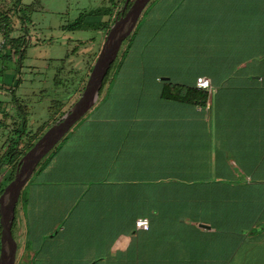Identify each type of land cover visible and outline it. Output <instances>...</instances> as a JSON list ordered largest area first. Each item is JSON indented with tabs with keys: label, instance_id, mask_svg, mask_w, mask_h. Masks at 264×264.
I'll return each mask as SVG.
<instances>
[{
	"label": "crops",
	"instance_id": "crops-1",
	"mask_svg": "<svg viewBox=\"0 0 264 264\" xmlns=\"http://www.w3.org/2000/svg\"><path fill=\"white\" fill-rule=\"evenodd\" d=\"M42 1L0 0L8 41L3 52L19 49L20 59H30V73L37 65L27 46L38 38L27 14L44 9ZM178 4L177 24L164 29L192 37L184 52L186 62L196 64L189 85L206 77L213 92L205 106L147 99L151 117L130 126L122 120L86 122L85 130L90 134L98 126L99 136H83V156L76 161L90 175L122 177L99 187L103 202L45 205L39 200L41 182L53 169L38 174L27 211L22 208L24 226L36 223L39 229L49 213L51 221L63 216L55 219V229L66 218L49 239L47 264H264V0ZM6 96L0 100L4 141L14 134L8 131ZM77 144L71 150H78ZM134 175L155 176L152 189L165 191L164 201L134 202L132 193L123 195V187L133 192ZM224 185L239 191L235 202L214 200ZM139 218L148 220L147 230L136 229Z\"/></svg>",
	"mask_w": 264,
	"mask_h": 264
},
{
	"label": "rangeland",
	"instance_id": "rangeland-1",
	"mask_svg": "<svg viewBox=\"0 0 264 264\" xmlns=\"http://www.w3.org/2000/svg\"><path fill=\"white\" fill-rule=\"evenodd\" d=\"M152 1L153 0H151L146 6L144 12ZM42 2L44 4V9H39L32 14L30 12L27 14V17L35 23V31L38 38L34 45L27 46V55H31L33 61H36L35 64L37 65V70L33 73L29 72V68H27L26 65L30 63V59L29 57L26 58V60H24V58L20 59L21 51H19V49L16 52H13V50H7V53L5 52L6 54L4 52L0 53V92H2L0 93V100L3 99L4 95H7L5 100L13 98L15 106L13 107L12 103L8 106V113L10 116V125L8 127L9 132L15 130V126H17L18 122L17 118L25 116L23 114L21 103L17 104V101L15 100L19 97L20 90L23 87H26L31 91L33 90L36 94L31 95L25 103L31 111L28 118H31L34 121L28 127L30 132L37 131L43 125H47L48 123L50 125L54 123V120H49L47 118V107L51 104V101L56 100L60 91H65V93L71 92L70 97L61 102L62 105L59 108V114L56 115V117H58L57 119H59L80 96L83 89L80 91L79 88L82 86L84 87L88 74L105 39L106 32L101 29L68 31L65 30L64 27L73 23L83 11L91 10L93 13L98 7L109 6L111 0H66L64 5L60 0H43ZM115 2L118 5H121L122 0H115ZM47 6L50 8H47ZM144 12L140 17V23L138 24L142 23L141 18ZM174 13L175 12L172 9L169 10L167 17L171 19L168 22L165 20L160 22L161 25H159L158 28L161 29L159 31L156 29L155 32H151V35L146 32L145 34L137 32L136 35H134L133 32L132 35L123 42L118 56L113 63L114 67L111 69L110 75H112L116 69L115 67L120 60V56L130 43V39L132 40L131 45L133 46L135 39L138 41V44L144 45L140 56L145 59H147V46H151L152 49L155 50L156 55H158L157 60H159L158 64L155 65L157 67L156 70L159 69L163 75L162 77L171 79L172 84L189 85L191 83L190 77L196 70V64L193 62H186L184 52L188 50V45L189 43H193V40L190 35L188 36V34H184V32L180 34L176 30L169 31L164 29L175 23L177 24V22L171 21ZM104 20H108V16L104 17ZM12 33H15V29L14 31L12 30ZM131 51L133 54H130L127 61L129 62L128 66L131 62L132 66L130 65V67L131 70L134 71V47H131ZM22 63L24 65L21 67ZM130 67L128 70H130ZM52 71L53 73H57V78L54 82L50 79ZM127 73L128 78L130 72ZM74 76H77L76 79H78V77L80 78V83L77 87L79 91L78 89L73 91V87L71 86V88L67 89L65 87H58V89L55 88L57 87L56 82L59 78L65 83L70 84ZM130 78L131 76H129V79L126 81L132 86L134 85V81L133 79L130 80ZM44 82H46V84ZM42 89L45 91H42L41 94L39 92ZM23 92L25 93V91H22V97L28 96L25 94L23 95ZM41 95L44 97L42 98ZM100 100H98L96 105L69 131L64 137V141L62 140L59 142L54 149L42 159L30 180L25 185L17 204L16 224L13 229L14 238L17 242L15 264H29L30 258L33 255L31 250L24 247L26 227L23 223L22 212L24 210L27 211V205L23 210L21 207L22 200L27 198L31 188L30 186L35 184L39 177L42 176H37L38 172L42 173L44 170H48L49 166L56 163V157L52 158V156L61 149L63 144L73 136L75 138V136L81 133L82 130L89 133V129L87 128L85 130L84 126L87 121L91 120V118L101 110L102 105L99 106L101 102ZM104 105L105 104H103V106ZM127 114V116L134 117V107L127 111ZM144 114L146 113L144 112ZM5 127L6 126L0 123V180L4 179L8 174V168L3 161L5 160L4 155H1L3 152L1 146L5 145L4 140L6 139V136L2 137V134L7 132V130H4ZM47 128L48 127H46L45 130ZM102 131L106 132L103 128ZM71 160L70 165L73 161H75L73 163H76L77 166L79 165L75 158H71ZM68 169H58L54 174H49L47 178H43L45 181L41 182L42 186L39 192V200L45 202V205L48 204V202H99V194L90 191L91 189L89 190L88 188L89 184L94 183L93 180H88V178L82 176L81 173H77L78 167L73 166V168H71L70 166ZM49 215L50 214L48 213L46 218L50 220L44 224H40L41 228L39 227L38 234L41 235L42 239L39 242L41 243L38 248L39 254L35 256L36 264H47L50 261V241L47 237L50 236L51 231L52 233L55 231V229H53L55 219L63 218V216L61 218L60 215H55L53 216L54 221H51L52 217H49ZM30 225H32V223ZM63 225H65L64 220L57 223V228H62ZM45 237L46 239H44Z\"/></svg>",
	"mask_w": 264,
	"mask_h": 264
},
{
	"label": "trees",
	"instance_id": "trees-1",
	"mask_svg": "<svg viewBox=\"0 0 264 264\" xmlns=\"http://www.w3.org/2000/svg\"><path fill=\"white\" fill-rule=\"evenodd\" d=\"M124 1L125 0H122L121 5H118L115 2V0H111V4L109 6L98 7L94 10L93 13L91 10L87 12H83L75 19L73 23L66 25L64 29L68 31L84 30V29H92V30L101 29L107 33L115 17L119 15L120 10L123 7ZM131 1L132 0H130L128 5L131 3ZM37 2L38 0H36L35 3ZM178 5H179L178 0H153L148 6L147 10H145L141 18L142 23L137 24L133 34L136 35L137 32H139L140 34H145L146 32L147 34L151 35V32H155L156 29L159 31L161 29V28H158L159 25H161L160 22H163L164 20L168 22L171 19L167 17L168 12L171 9L175 12L172 15L171 21L178 22V14H177ZM106 16H108V20H104V17ZM131 43H132V40L130 39V43L127 45V47L122 52L120 56V60L118 61V64L115 67L116 69L114 70L112 75H110L111 73L110 71L114 67L113 65L111 66L107 76L105 77L103 86L100 90V96H99V100L101 99L99 106L102 105V108L94 117L91 118L92 120H95V121L106 120V119L107 120H122L130 126L134 120L147 119L148 117H151L147 109V99H151L154 101H170V102H177V103H189V104L200 105V106L206 105L208 94L206 91L200 90L199 88L196 87L195 85L196 78L194 80V83L191 85L172 84L171 79H169L168 81H162L161 78L163 75L159 71V69L156 70L157 67L155 66L159 62V60H157L158 55H156L155 50H153L151 46L150 47L147 46V52H146L147 59H145L144 57L140 56L141 52L143 51L144 45L138 44V41H136L135 39H134V46L131 45ZM131 47L132 48L134 47V71L131 70V67H130L131 62H130V65L128 66L129 62L127 61V58H129L130 54H133V52L131 51ZM129 67L131 71L128 70ZM127 72H130L129 73L130 75H128V78H127V74H128ZM129 76H131L130 80L133 79L134 81L133 82L134 85L132 86L130 83L126 81L127 79H129ZM76 77L77 76L73 77V80L71 81L70 84L65 83L63 80H61V78H59L56 82L57 87L55 88L58 89V87L59 88L65 87L67 89V88L73 87V91L78 89L77 87H78V84L80 83V78L78 77V79H76ZM79 89L81 91L83 89V86L80 87ZM70 95H71V92L65 93V91L63 92L60 91L56 100L51 101V104L47 107V118L49 120H54L53 122H55V120L58 118L56 117V115L59 114V111H60L59 108L62 105L61 102L69 98ZM103 104L105 105L103 106ZM133 107H134V117L127 116L128 115L127 111H129ZM144 112L146 114H144ZM49 126L50 124L48 123L47 125H43L37 131H34L33 133L31 132L26 133L25 141L10 142V144L8 145V149L5 152L4 159L9 160L11 164V169L9 173L7 174V176L3 179V181L0 180V193L2 192L5 185L13 178L18 161L20 160L21 156L33 145V143L44 132L45 128ZM91 129H93L94 132L90 134L87 132H83V131L77 134L79 138L76 139V142L72 139L74 138L73 136L71 139H69L63 144L61 149L56 152L57 154L55 153V155L52 156V158L56 157V163L52 166H49L50 170L53 169L52 171H50L49 174H54V172L58 171V169L63 170L66 168L67 170L70 166L71 168H73V166L78 167L77 173H81L82 176H85L86 178H88V180H93L94 182L93 184L88 185L89 190L91 189L90 191L97 192L100 186L104 184L105 186L113 184V182H110L109 184H107V181L109 180L111 181L115 177L119 178L122 176L90 175L88 173H85L84 172L85 168L83 167L82 164H79V162L81 163V160L76 161L79 164L78 166L76 163H73L75 161H73L72 164L70 165V162L72 161L70 159V155L76 156L75 160H77L78 158L81 159L83 156V153H82L83 149H81V145H82V142L85 141V139L83 138L84 135L92 136L93 140L95 138L96 139L98 138V135H99L98 130L100 128L96 126ZM20 143H21V147L20 149H18L17 146ZM73 143L74 144L78 143L77 144L78 150H71ZM39 173L41 172H38V174ZM154 177L155 176L134 175L133 192H130L127 190V188L123 187L122 194L130 195V193H132L134 202H163L164 196L166 197V192L163 191L162 189L161 190L152 189L153 188L152 183H155V182H151V180ZM148 186H151L149 188V192L147 191ZM225 186L226 185H224L223 187H219V190H216V192H214L216 194L214 200L216 202H235L236 197L234 199L233 194L234 193L236 194L239 191L235 190V192L232 193V191L230 189H226ZM237 187L240 188L238 184L236 185V188ZM22 193H23V190L21 192V195ZM149 195H152L151 198L148 197ZM99 198H100L99 202L104 201V198H101V197ZM26 199L27 198H24V200H22L21 202L23 209H25L26 207L25 206ZM238 199L240 200V198ZM170 202H178V199H173V201H170ZM65 219L66 218H64V220ZM15 224H16V210H15V219H14L13 227H12V233H13ZM30 224L31 223H28V222L26 223L24 247L33 252V255L30 258L29 264H36L35 256L39 254L38 248L41 244L39 243L41 239L40 237L39 238L37 237L38 231H39L38 224H35V223H32V225ZM60 229L61 228H55L54 233L59 231ZM54 233H52L51 231L50 236L47 238L50 239L51 237H55L56 235ZM13 236H14V233H13ZM44 239H46V237Z\"/></svg>",
	"mask_w": 264,
	"mask_h": 264
},
{
	"label": "water",
	"instance_id": "water-1",
	"mask_svg": "<svg viewBox=\"0 0 264 264\" xmlns=\"http://www.w3.org/2000/svg\"><path fill=\"white\" fill-rule=\"evenodd\" d=\"M151 0H125L110 25L96 60L77 100L52 123L21 156L13 178L0 193V264H15L17 242L12 233L15 210L25 185L35 169L69 131L96 105L100 90L123 42L134 32L144 9ZM162 81L169 78L162 77ZM203 227H208L201 224Z\"/></svg>",
	"mask_w": 264,
	"mask_h": 264
},
{
	"label": "flooded vegetation",
	"instance_id": "flooded-vegetation-1",
	"mask_svg": "<svg viewBox=\"0 0 264 264\" xmlns=\"http://www.w3.org/2000/svg\"><path fill=\"white\" fill-rule=\"evenodd\" d=\"M51 75H52V77H51ZM51 75H50V79L53 80V82L56 81L57 73H53V71H52L51 72ZM44 83L46 84V82H44ZM27 90H29V89L27 88ZM42 91L44 92L45 90L42 89L39 93L42 94ZM21 93H22V91L19 93V97H17V99H15V100L16 101L17 100L20 101L19 103H21V107H23V114L25 116L19 117V119L21 118V121H23V123L22 124L21 123L20 124H17V126H15L16 127L15 130L12 129L13 130L12 132L14 134L10 138H8V141H4L5 145H2V147H4V148H3V152H2L1 155H4V158H5V152L7 151L8 145L10 144V142H21V141H25L26 140V137H25L26 136V133H28V132L30 133V130H29L28 127L34 122L33 119L28 118V116L30 115V112L31 111L26 106L25 103L27 102L28 98L31 97V95H36V94H32L31 92H26L25 95H28V96L22 97ZM41 97L43 98L44 96L41 95ZM10 100H11V103L13 104V107H15L14 106V102H13V98H11ZM30 100H32V99H30ZM26 119H28V120H26ZM25 120H26V122H25ZM35 121H37V120H35ZM23 129H25V130H23ZM31 133H33V132H31ZM17 147H18V149H20L21 143ZM3 161H4V164H6V167L8 168V173H9V171L11 169V164H10L9 160H3ZM1 181H3V179H1Z\"/></svg>",
	"mask_w": 264,
	"mask_h": 264
},
{
	"label": "built area",
	"instance_id": "built-area-1",
	"mask_svg": "<svg viewBox=\"0 0 264 264\" xmlns=\"http://www.w3.org/2000/svg\"><path fill=\"white\" fill-rule=\"evenodd\" d=\"M6 29L4 24L0 21V53L5 50L7 45ZM195 85L200 90L206 91L207 93L213 92V85L210 79L206 77L199 76L196 78ZM149 226L148 220L146 218H139L135 221V227L139 230H147Z\"/></svg>",
	"mask_w": 264,
	"mask_h": 264
}]
</instances>
